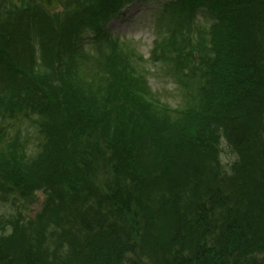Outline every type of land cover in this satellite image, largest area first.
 Masks as SVG:
<instances>
[{
	"label": "trees",
	"instance_id": "16d2710c",
	"mask_svg": "<svg viewBox=\"0 0 264 264\" xmlns=\"http://www.w3.org/2000/svg\"><path fill=\"white\" fill-rule=\"evenodd\" d=\"M165 1L152 52L181 73L175 108L105 30L135 0L0 5V206L45 197L0 219V264H264V0ZM85 45L110 78L81 75Z\"/></svg>",
	"mask_w": 264,
	"mask_h": 264
},
{
	"label": "rangeland",
	"instance_id": "374dc122",
	"mask_svg": "<svg viewBox=\"0 0 264 264\" xmlns=\"http://www.w3.org/2000/svg\"><path fill=\"white\" fill-rule=\"evenodd\" d=\"M2 1L0 5L3 7H16L28 9L30 6L32 8H39L41 4L39 0H32L30 6H27L25 0H0ZM64 2V1H63ZM164 4L163 0H139L132 6H127L121 13V15L116 16L107 30L114 39H117L121 44L120 47L114 50V53L118 55H123V58L127 56H133L136 60L137 66L139 65L140 74L143 76L141 79V84L145 85L147 91L155 95L160 103L169 105L172 107H182V103H185V97L181 89L176 84L178 76L181 73H177V70L172 67L171 63L161 59L160 53L153 54V48L156 40V14L158 10ZM24 5V6H23ZM66 4L62 5L65 7ZM61 10V9H60ZM4 16V14L2 15ZM5 17V16H4ZM203 23V21H201ZM48 24V23H47ZM17 37L16 40H19ZM37 46L38 44L35 43ZM36 47V52L38 56V47ZM15 53L13 55L16 59H21V48L13 46ZM90 45H85L84 49L77 51L79 57H77L76 66L81 69V75L83 77H88L93 79L94 75L102 76L107 78L109 76V71H105L104 67L111 66L108 62L107 57H101L98 55L97 51L90 52ZM18 57V58H17ZM105 58V59H104ZM100 60V61H99ZM122 61V60H121ZM107 64V65H106ZM80 72V69H79ZM108 72V76L107 73ZM135 76V75H134ZM110 78V76H109ZM110 81V80H108ZM136 87V85H135ZM23 125H20V129L24 134L29 135V144L32 151L36 150L37 143V133L34 127L29 122L23 121ZM221 146V164L222 167L228 172L230 165L235 161V156L230 152V149L225 146L223 141H220ZM33 199H27L26 205L23 208L22 201H15L14 203H4L0 206V219L3 217H16L15 215L20 212L24 213L25 218L29 221H34L38 212L42 209L41 206L45 201V197L42 191H36ZM4 220V218H3Z\"/></svg>",
	"mask_w": 264,
	"mask_h": 264
},
{
	"label": "water",
	"instance_id": "95a60500",
	"mask_svg": "<svg viewBox=\"0 0 264 264\" xmlns=\"http://www.w3.org/2000/svg\"><path fill=\"white\" fill-rule=\"evenodd\" d=\"M42 4H44L47 10H56L58 8L54 0H42Z\"/></svg>",
	"mask_w": 264,
	"mask_h": 264
}]
</instances>
